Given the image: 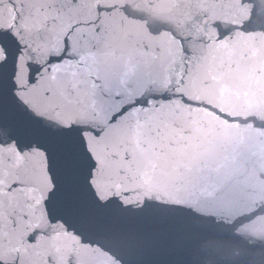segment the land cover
I'll use <instances>...</instances> for the list:
<instances>
[{"label": "water", "instance_id": "95a60500", "mask_svg": "<svg viewBox=\"0 0 264 264\" xmlns=\"http://www.w3.org/2000/svg\"><path fill=\"white\" fill-rule=\"evenodd\" d=\"M21 0H0V107Z\"/></svg>", "mask_w": 264, "mask_h": 264}]
</instances>
